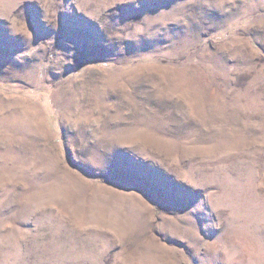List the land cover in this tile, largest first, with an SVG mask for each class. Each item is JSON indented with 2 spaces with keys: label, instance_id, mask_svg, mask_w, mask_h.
<instances>
[{
  "label": "rangeland",
  "instance_id": "1",
  "mask_svg": "<svg viewBox=\"0 0 264 264\" xmlns=\"http://www.w3.org/2000/svg\"><path fill=\"white\" fill-rule=\"evenodd\" d=\"M0 264H264V0H0Z\"/></svg>",
  "mask_w": 264,
  "mask_h": 264
}]
</instances>
